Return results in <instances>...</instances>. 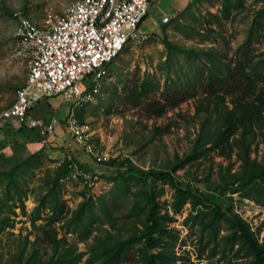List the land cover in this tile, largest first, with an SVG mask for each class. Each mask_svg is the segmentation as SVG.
I'll list each match as a JSON object with an SVG mask.
<instances>
[{"label": "rangeland", "instance_id": "374dc122", "mask_svg": "<svg viewBox=\"0 0 264 264\" xmlns=\"http://www.w3.org/2000/svg\"><path fill=\"white\" fill-rule=\"evenodd\" d=\"M70 1L72 0H0V108L12 101L15 89L22 84L24 78V69L14 67L9 58L14 46L13 31L16 24L12 13L19 11L33 23L40 24L48 14L51 18L62 16ZM258 6L259 2L256 0H244L241 8L231 11L227 20L220 19L216 22L212 14L218 16L220 13L218 0L202 1L191 8L193 17L185 14L177 20L183 28L177 30L169 24L162 30L161 22L157 30L149 33L138 46H124L109 63L105 80L94 100L79 110V120L86 122L91 131V152L73 145V155L70 157L76 170L88 174L90 179L86 182L81 177L65 179V170L58 173L57 181L53 183L54 177H57L56 170L60 167L57 163L62 158H53L42 149H37L35 151L40 153L39 163L22 170L16 176L13 201H4L2 191L6 181L4 177L0 181V217L8 215L12 219L11 226L0 231V264H19L31 256L46 259L51 255L52 246L41 228L48 231L54 227L56 238H59L64 247H70L73 253L84 252L76 264H86L89 248L96 243V239L110 241L117 237L123 238L135 227L140 228L141 224L135 217H125L124 214L129 211L134 200H141L140 188L143 181L137 178L138 174L126 167L171 171V166L177 165L179 160L193 150L200 123L199 116L194 113L198 93L156 116L148 113L145 105L149 99H160L159 92L149 93L148 98L140 97L134 103L128 99L123 83L128 84L148 74L152 82L158 81L161 85L160 63L165 58V48L160 42L162 37L176 45L192 49L212 46L223 55L224 60L233 59V51L244 38L252 12ZM180 29L186 30L190 36L186 37ZM138 30L141 31L139 28ZM259 33L251 44L250 50L254 58L264 57V29ZM50 97L55 105L60 106L57 110L60 114L61 107L68 103L61 100L59 95ZM54 117L59 119L57 114ZM49 137L50 135L47 139ZM63 137L70 138L65 128ZM207 146L208 144L204 145ZM56 147L62 148L59 143ZM250 149V158L261 160V144L256 141ZM23 152L31 150L23 149ZM6 168V165L1 166L2 170ZM237 168L238 161L233 154L226 158L217 155L216 150H209L205 155L184 161L171 173L178 185L189 183L196 186L209 199L230 208L248 223L250 229L259 227L257 240L264 241V210L260 206L239 197L237 193L230 194L225 190L223 196H218L211 190L217 182L228 183L229 174ZM118 171L133 177L125 180L128 183L125 188L119 186L120 178L116 176ZM51 188H54L58 198L64 203L61 215L64 219L69 217L72 209L82 200L90 198L93 201L92 210L98 219L88 226L87 237L81 239L74 233L66 232L62 226L64 219L48 224L46 219L49 211L46 207H40L39 219L31 223V210ZM155 191V199L167 208L171 200V187L157 182ZM18 194L24 213L19 210L20 201L16 200ZM97 197L105 199V212L96 208L94 201ZM43 204L47 205V202ZM6 205H12L14 214L7 211ZM161 207L163 210V206ZM188 209L189 204L185 203L174 216L175 220L168 223V227L176 230L178 237L173 247L177 264H239L243 261V258L233 256L231 251H225L223 257L218 252L206 258V250L197 260L196 232L190 233L182 224Z\"/></svg>", "mask_w": 264, "mask_h": 264}, {"label": "trees", "instance_id": "16d2710c", "mask_svg": "<svg viewBox=\"0 0 264 264\" xmlns=\"http://www.w3.org/2000/svg\"><path fill=\"white\" fill-rule=\"evenodd\" d=\"M202 1L210 0H191L167 23H162L161 29L169 24L177 30L183 28L177 20L185 14L193 17L191 8ZM243 1L218 0L220 13L212 16L216 22L220 19L227 20L231 11L241 8ZM256 1L259 6L252 12L245 36L233 51V59L224 60L223 55L212 46L192 49L176 45L162 37L160 42L165 48V58L160 63L161 85L158 81L152 82L148 74H145L128 84L123 83V87L126 88L128 99L134 103L140 97L148 98L149 93L158 91L160 99H149L145 105V110L156 116L197 92L194 113L199 116L200 123L193 150L179 160L177 165L171 166V171L184 161L205 155L209 150H216L217 155L226 158L233 154L238 161L237 170L229 174L228 183L217 182L211 190L218 196H223L225 190L230 194L237 193L239 197L253 201L264 210V57L254 58L250 50L257 35L264 29V0ZM180 31L186 37L190 36L186 30ZM256 141L262 146L261 160L250 158L249 155L250 147ZM205 144L208 146L204 147ZM22 150V147L14 143L9 152L0 151V160L7 166L4 170L0 166V181L3 177L6 181L2 191L5 202L13 201L16 176L22 170L39 163L38 151ZM64 160L56 170L57 177H54L53 183H56L58 173L66 170ZM126 168L138 174L137 178H141L143 184L140 188L141 200H134L124 216L135 217L141 227H135L123 238L117 237L110 241L96 239V243L89 248L86 264H177L173 247L178 237L176 230L168 227V223L175 220L174 216L185 203L189 204V209L182 224L190 233L196 232L197 260L205 250L206 258L218 252L223 257L225 251H231L233 256L243 258L239 264H264V241H258L256 237L259 227L250 229L248 223L230 208L209 199L196 186L189 183L178 185L171 171L134 166ZM116 176L120 178L119 186L123 188L128 184L125 180L133 178L122 171H118ZM157 182L168 184L172 189L167 208L155 199ZM16 200L20 201V207H17L24 213L19 194L16 195ZM45 202L47 205L43 204ZM94 202L97 209L105 212L103 197H97ZM92 203L90 198L82 200L72 209L69 217L64 219L61 216L64 203L58 198L54 188H51L31 210L30 221L33 224L34 220L39 219L40 207H46L49 211L46 219L48 224L64 219V230L84 239L89 232L88 226L98 219L92 210ZM6 209L14 214L12 205H6ZM11 222L8 215L0 217V231L11 226ZM41 230L52 246L51 255L46 259L31 256L19 264H76L81 259L84 252L73 253L70 247H64L59 238H56L54 227L48 231L44 228Z\"/></svg>", "mask_w": 264, "mask_h": 264}, {"label": "built area", "instance_id": "2783aa9c", "mask_svg": "<svg viewBox=\"0 0 264 264\" xmlns=\"http://www.w3.org/2000/svg\"><path fill=\"white\" fill-rule=\"evenodd\" d=\"M151 1L72 0L62 16L51 18L48 14L40 24L19 11L13 12L16 24L9 58L14 67L24 69V78L12 101L0 108V120L14 118L23 123L33 103L59 95L69 105L63 118L66 132L82 150L91 152V131L75 111L94 100L109 63L124 46L136 47L148 37L138 30V24ZM167 20V16L161 18V22ZM55 123L53 120L41 126L39 120L30 119L27 125L50 134ZM63 160L65 179H90L76 170L70 155H65L58 166Z\"/></svg>", "mask_w": 264, "mask_h": 264}, {"label": "crops", "instance_id": "0c3cea01", "mask_svg": "<svg viewBox=\"0 0 264 264\" xmlns=\"http://www.w3.org/2000/svg\"><path fill=\"white\" fill-rule=\"evenodd\" d=\"M190 1L191 0L151 1L148 5L146 15L138 24V28L147 35L155 32L158 25L161 24V18L163 16H167L168 20L172 19L175 13L188 5ZM68 106V104L62 106L60 114H58L57 110L60 106H57V104L55 105L51 97H46L39 99L29 107L26 119L23 123L17 122L14 118L1 119L0 151H5V153H7L13 148L14 143H17L22 149H30L31 152L42 149L50 156H53V158L61 159L65 155H73V145L77 146V144L71 137L68 139L63 137V129L65 128L63 118L66 115ZM79 110L80 108L75 111L77 118L79 117ZM55 114L59 115V119L54 117ZM30 119L39 120L41 126H46L53 120L56 121V123L52 126V132L50 134H41L39 132V127H29L27 125ZM49 135L50 137L47 139ZM57 143L62 146L61 149L56 147ZM4 164V161L0 160V166Z\"/></svg>", "mask_w": 264, "mask_h": 264}]
</instances>
